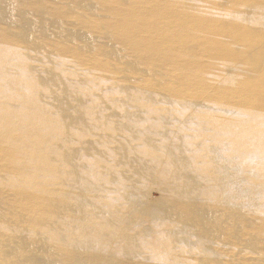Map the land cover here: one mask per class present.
Masks as SVG:
<instances>
[{"label":"bare ground","instance_id":"1","mask_svg":"<svg viewBox=\"0 0 264 264\" xmlns=\"http://www.w3.org/2000/svg\"><path fill=\"white\" fill-rule=\"evenodd\" d=\"M0 264H264V0H0Z\"/></svg>","mask_w":264,"mask_h":264},{"label":"rangeland","instance_id":"2","mask_svg":"<svg viewBox=\"0 0 264 264\" xmlns=\"http://www.w3.org/2000/svg\"><path fill=\"white\" fill-rule=\"evenodd\" d=\"M154 194V195H153ZM159 193L158 192H156V191H154V192H152V197H153V199H159V195H158Z\"/></svg>","mask_w":264,"mask_h":264}]
</instances>
